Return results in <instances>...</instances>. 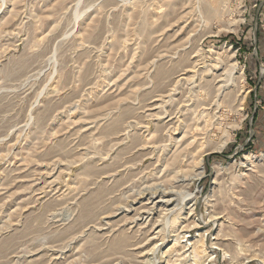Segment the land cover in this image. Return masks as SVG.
Here are the masks:
<instances>
[{"label": "rangeland", "instance_id": "rangeland-1", "mask_svg": "<svg viewBox=\"0 0 264 264\" xmlns=\"http://www.w3.org/2000/svg\"><path fill=\"white\" fill-rule=\"evenodd\" d=\"M206 1L0 0V264H264V0ZM230 57L204 173L169 178L170 83Z\"/></svg>", "mask_w": 264, "mask_h": 264}, {"label": "bare ground", "instance_id": "bare-ground-1", "mask_svg": "<svg viewBox=\"0 0 264 264\" xmlns=\"http://www.w3.org/2000/svg\"><path fill=\"white\" fill-rule=\"evenodd\" d=\"M228 5H229L228 0H207L205 7H206V12H207L208 17L212 16V15H218V14L223 15L227 11V9L229 7ZM143 58H144V56H143ZM190 60H192V59L190 58ZM221 61H223V60H221ZM193 62L194 61H192V63L190 62L191 64L190 63L187 64L188 66H190L191 69L187 65H186L187 66L186 68H189V69H184V66H183V69L185 71L183 73H180L179 75H177L176 78H174V80H172L173 82L170 83L173 86V88L171 87L172 89L169 91H173L175 93L180 89L179 95H181V96L176 97V96H174L175 94H173V96L169 95V97H170L169 103H171V106L169 109H166L164 111L165 114L166 113L168 114L169 120L167 122L163 123V127H164V129H167V131H169V132L172 130L171 133H168V138H169L170 142L175 144V146H176V149L174 150L173 154L170 157H168L167 159H164V161H163L165 167L167 168V170H169V174H171V175H169V178H170V176L173 177L176 174H180V173L181 174L182 173L187 174V172L190 168L189 165L192 163H194L196 165V167L199 165V168L201 169V171H199V173H197V174L202 175L204 173V166H203V161H202L201 157L205 152L209 153V152L214 150V147H212V145H211L212 135H213V133L217 132L218 130L223 129V124H222L223 118H221V116L223 115L224 110H222V109L224 108L226 110L227 109L230 110V107L233 106L232 103L237 104L238 100L240 99L237 92H239L240 90H242L244 88V85L240 84V82H239V80H241V82L244 83V73L241 72L239 76H237L235 74L237 71V66H236L235 62H232L231 57L228 58L227 63L224 61L225 63H223L224 66L222 65L223 69L221 72H219V70L217 69L218 66H216L217 68L212 69V74H210L209 77H207V76L205 77L204 75H201L200 72L195 70L196 65L193 64ZM150 67H152V66H150ZM150 67H149V69H150ZM179 69L182 70V67L181 68L178 67L177 70H179ZM192 69H194V70L192 71ZM205 71H207V70H205ZM210 71H211V69H210ZM172 72H173V68H171V67L167 68V67L161 65V67H159V69L156 73L157 81L163 82L164 80H166L168 78L171 79L172 75L175 74L177 71L174 72L173 74H172ZM189 72H193V74H189ZM156 79L154 78V80H156ZM189 86H191V87H189ZM186 90L188 93H190L189 95H187V94L185 95V93H187ZM170 94H171V92H170ZM207 97H209V99H207ZM177 104L179 106L174 108V105H177ZM181 105H184L186 107L181 106ZM120 120H121L120 117L114 119V121L109 126L110 131L111 130L113 131L116 128H118V126L120 124ZM137 121H138V119H137ZM159 121L161 122V120H159ZM157 126L162 127V125H160V124H158ZM223 130H225V129H223ZM180 132H183L182 136L179 139H177L174 136V134H177ZM155 143H158V140ZM221 147H222V145H221ZM247 158H249V157L247 156ZM194 164H192V165H194ZM165 167H164V169H165ZM167 174H168V172H167ZM183 174H182V176H183ZM167 177H168V175H167ZM186 177H188V176H186ZM183 178H185V177L183 176L181 179H183ZM178 179H180V178L178 177ZM185 180H186V178H185ZM162 200H164V199H162ZM154 203L155 202H153V204ZM160 205L162 206V204H160ZM149 208H152V207H149ZM174 209H176V208H174ZM191 211H192V209H191ZM212 215H214V214H212ZM177 218H179V216ZM177 218L175 217L174 222L178 221ZM183 222H185V220L181 221V223H183ZM187 222H188V217H187ZM165 224H166V222H165ZM186 226H188V225H184L183 228ZM162 227H164V226H162ZM159 231H160V229H159ZM162 231H160V232H162ZM174 231H177V229ZM174 237H175L174 243L167 250V252H169V254L174 252V251L177 252L180 248L181 249L185 248L188 245L187 243H181V241H182L181 239H182V237H184V235L181 236L180 233H178V234H175ZM185 241H188V239H186ZM118 242L119 241H117V244H118ZM190 244L192 247L191 252H193V257L197 258L200 254L199 252H201L200 248L204 246V235L201 234L200 238H198L194 242H190ZM183 253H180L179 255H182ZM196 258H195V262L197 261Z\"/></svg>", "mask_w": 264, "mask_h": 264}]
</instances>
